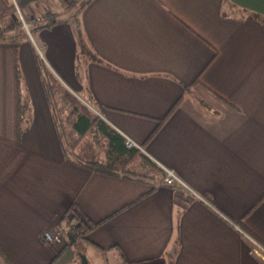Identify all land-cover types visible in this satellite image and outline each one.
Wrapping results in <instances>:
<instances>
[{
    "label": "crops",
    "instance_id": "crops-1",
    "mask_svg": "<svg viewBox=\"0 0 264 264\" xmlns=\"http://www.w3.org/2000/svg\"><path fill=\"white\" fill-rule=\"evenodd\" d=\"M58 1L0 0V19ZM78 19L93 58L70 20L0 41L2 254L12 264H262L238 226L264 242V0H90ZM44 66L185 186L156 185L141 163L124 173L128 156L99 131L71 149ZM85 140L97 154H81ZM73 214L83 239H44Z\"/></svg>",
    "mask_w": 264,
    "mask_h": 264
},
{
    "label": "trees",
    "instance_id": "trees-1",
    "mask_svg": "<svg viewBox=\"0 0 264 264\" xmlns=\"http://www.w3.org/2000/svg\"><path fill=\"white\" fill-rule=\"evenodd\" d=\"M90 2V0H83L79 8L77 10V13L74 14V20L72 22L75 24V29L78 37V43L80 45V55L83 56H90L93 58L95 55L87 49L86 42L84 40L82 30L79 25V19L78 15L81 11V9L87 5ZM69 20V19H65ZM62 20H54L52 22H49L50 25ZM71 21V19H70ZM1 24V20H0ZM46 24V23H45ZM14 24L7 23L5 25H0V41L2 40H11V39H18L21 37L19 31L14 33H8L6 34L3 31H7L13 27ZM39 29V28H38ZM16 33V34H15ZM80 56V57H81ZM43 76H44V82L47 86V90L50 96L51 104L54 109L56 119L58 120L60 130L62 131V134L64 136L65 142L70 146L71 149L75 148L78 142L82 138H84L86 135L90 134L91 132H101L108 140L110 144V148L112 151L118 152L121 155H127L128 159L126 161V164L123 166L122 170H124V173L130 174V173H137L133 169V162L132 160L139 158L142 165L149 169L150 171H155L160 175L161 180H156L154 183L157 185L159 182H162L164 177L167 174V171L157 166L155 163H153L147 156H145L143 153L140 152V148L133 147L128 148L125 145L126 138L122 136L120 133L115 131L111 126L105 123L100 116L93 111V109L86 104L85 101L81 100L79 97L72 94L68 89H66L56 80L52 72L46 68L45 66L42 68ZM59 84V85H58ZM71 106L72 112L75 115L74 120L72 122L69 121V119L64 115L68 114V107ZM70 108V107H69ZM70 122V123H69ZM70 127H69V125ZM72 131L77 135V139L74 140V138L71 137V134H69V131ZM109 169L115 170L114 167L109 166ZM121 170V171H122ZM139 174V173H138ZM133 175V174H132ZM72 208H70V214H71ZM75 222H80L79 227L82 228V221L79 220V217H77L76 214H73L71 217ZM65 225H67L65 223ZM67 228V227H66ZM64 229V227H63ZM83 231L86 232V229L83 226ZM242 229L245 230L246 233H248L250 236H252L254 239H256L258 242H260L264 246V242H262L253 232H251L248 228H245L244 226ZM0 264H12V262L4 255L2 254L0 250ZM171 264V263H169Z\"/></svg>",
    "mask_w": 264,
    "mask_h": 264
},
{
    "label": "rangeland",
    "instance_id": "rangeland-1",
    "mask_svg": "<svg viewBox=\"0 0 264 264\" xmlns=\"http://www.w3.org/2000/svg\"><path fill=\"white\" fill-rule=\"evenodd\" d=\"M13 1L14 0H11V2H13ZM82 1L83 0H59L56 4H52V5L43 7V8H39L38 9V8L34 7V9H31L30 12H27V11L26 12H22L20 10L21 14L18 12L17 15H14L12 17L3 18V19L1 18L0 19L1 20V24L0 25L3 26L5 24H7V23L14 24L11 29H9L7 31H3L6 34L14 33V32L19 31L18 34L20 33L21 36H27V37H32L33 38L35 29L40 28V26L44 25L47 22L48 23L52 22L55 19L56 20H65V19H69L70 20L71 19V21L74 20L73 16H74V14L77 13L79 5H80V3ZM40 16L43 18V20H45V22L40 24V25H38V26H32L30 28V29H32L31 33H29L25 28H23V24H22V19L23 18L26 19L28 22L29 21L31 22L33 19H35L37 17H40ZM87 49H88V47H87ZM69 107H68V114H66V112H64L65 113L64 115H66V117L69 119V121L72 122L74 120L75 115L72 112L71 106H69ZM69 123H68V125H69ZM69 127H70V125H69ZM94 133H95V131L91 132L88 135H93ZM69 134H71V137L74 138V140H76L78 138L77 135L75 133H72L71 130L69 131ZM96 136H98V138L100 137V139H102V141H104V137L103 136H101V135H96ZM82 139L83 140L86 139V136L84 138H82ZM88 140H90V139H88ZM84 142H85L86 146H85V149L82 148V150H81L82 151V153H81L82 155H84L86 157V156H92V155L97 154V150L99 149V147H97V146L95 147L94 144H90L89 142H91V140L88 143H86L87 142L86 140ZM78 144H79V142L77 143V145ZM104 146H102V147H104ZM101 150L104 151V148H101ZM100 154H103V153L101 152ZM139 160H140L139 158H136V159L132 160L133 169L137 168V165H139L141 163ZM132 174L134 175L135 173H130V175H132ZM139 176H143V175L139 174ZM157 176L158 175L152 176V178H150V180L151 179H153V181L161 180L160 176L158 177L159 179H156ZM158 184L161 185V182H159ZM172 187H175V186H172ZM175 188H182V187H175ZM77 217H78V215H77ZM83 226L84 225H82L81 227L83 228ZM82 228H78L77 232H75L74 235L72 234L71 238H69L70 236L68 238L66 237V239L64 241H62L61 243H64L65 245L70 246L72 238L74 240L75 239H77V240L83 239L86 232H84ZM238 228L241 231H244L243 233H244L245 237L249 240V242L251 244V248L252 247H256L257 250H259V249L263 250L262 248H264V246L260 242H258L256 239H254L248 233H246L245 230L242 229V227H238ZM47 230H53V229H47ZM258 243L260 245H258ZM81 261H82V259H81ZM81 261H80V264H81Z\"/></svg>",
    "mask_w": 264,
    "mask_h": 264
},
{
    "label": "built area",
    "instance_id": "built-area-1",
    "mask_svg": "<svg viewBox=\"0 0 264 264\" xmlns=\"http://www.w3.org/2000/svg\"><path fill=\"white\" fill-rule=\"evenodd\" d=\"M44 22L45 20H43L41 16L33 19L31 22L30 21L28 22L24 18L22 19L23 28H25L29 33H31L32 29L30 28L32 26H38ZM125 145L128 148L137 147L136 143L130 138H126ZM161 184L168 185V186H175V187L185 186L184 183L174 173L169 172V171L167 172ZM66 224H67L66 229L61 228V229H56V230H45L43 232L44 239L48 241L49 243H61L62 241L66 239L67 233L69 234V236H72V234L74 235L75 232H77V229L80 228L79 227L80 223L75 222L70 216L66 217ZM258 245L260 244L258 243ZM262 249L263 250L261 249L257 250L256 247H252L250 252L253 256L259 259L262 264H264V248Z\"/></svg>",
    "mask_w": 264,
    "mask_h": 264
},
{
    "label": "water",
    "instance_id": "water-1",
    "mask_svg": "<svg viewBox=\"0 0 264 264\" xmlns=\"http://www.w3.org/2000/svg\"><path fill=\"white\" fill-rule=\"evenodd\" d=\"M46 27H50V24L49 23H46V24L40 26V28H46ZM70 238H71V236H70ZM81 264H88V259H87V257L85 255H82Z\"/></svg>",
    "mask_w": 264,
    "mask_h": 264
},
{
    "label": "bare ground",
    "instance_id": "bare-ground-1",
    "mask_svg": "<svg viewBox=\"0 0 264 264\" xmlns=\"http://www.w3.org/2000/svg\"><path fill=\"white\" fill-rule=\"evenodd\" d=\"M239 227V226H238Z\"/></svg>",
    "mask_w": 264,
    "mask_h": 264
}]
</instances>
